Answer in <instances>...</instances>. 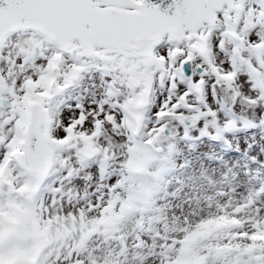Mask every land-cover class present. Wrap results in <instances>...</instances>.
I'll use <instances>...</instances> for the list:
<instances>
[{
  "label": "snow or ice",
  "instance_id": "1",
  "mask_svg": "<svg viewBox=\"0 0 264 264\" xmlns=\"http://www.w3.org/2000/svg\"><path fill=\"white\" fill-rule=\"evenodd\" d=\"M0 264H264V0H0Z\"/></svg>",
  "mask_w": 264,
  "mask_h": 264
}]
</instances>
